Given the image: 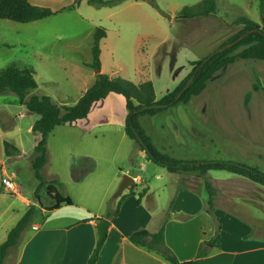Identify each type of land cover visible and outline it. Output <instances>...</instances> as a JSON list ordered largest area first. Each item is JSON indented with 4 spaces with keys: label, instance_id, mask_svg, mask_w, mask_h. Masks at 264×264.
I'll return each mask as SVG.
<instances>
[{
    "label": "rangeland",
    "instance_id": "rangeland-1",
    "mask_svg": "<svg viewBox=\"0 0 264 264\" xmlns=\"http://www.w3.org/2000/svg\"><path fill=\"white\" fill-rule=\"evenodd\" d=\"M56 1L64 11L59 10L48 19L30 24L0 20V70L13 64L31 68L37 88L30 94L47 96L66 107L74 106L96 80V72L86 65L92 61L97 28L106 31L100 42V72L133 84L151 81L159 101L189 74L190 62L207 58L239 32L242 27L234 24L237 19L264 26V0H213L214 17L189 23L179 19L181 11L202 0H155V4L122 0L100 8L88 5L87 0L79 5H75V0ZM19 105L14 94L0 93V129L7 142L18 140L14 136L18 131L24 139L21 150L25 153L20 158L3 159L6 174L0 172V186L4 177L19 192L0 193V245L28 210L24 201L40 207L35 199L37 182L31 167L36 142L32 134H26V128L38 116ZM92 111L91 117L98 124H84L86 130H92L87 135L78 131L83 128L79 124L58 126L49 134V160L42 174L44 181H56L57 189L71 199L76 213H83L78 210L88 207L102 212L106 202L107 208L111 207L110 200L117 189L104 204L99 201L110 176L109 168L117 163L122 168L138 170L142 155L137 143L125 135L127 112L120 95L109 94ZM139 122L162 154L186 161H232L264 173V63L235 61L216 73L189 103L154 116H141ZM99 131L102 135L93 141V133ZM88 154L95 157L94 172L86 166ZM150 165L171 179L164 169ZM210 179H239L245 183L212 186L216 196L212 199L213 208L217 205L231 209L225 213L238 220L243 234H264V210L256 208L249 199L250 188L261 187L224 171L209 172ZM170 186L168 180L167 188ZM226 187L240 196L227 194ZM38 196L43 206L49 202L44 189ZM16 247L8 251L5 264L14 263Z\"/></svg>",
    "mask_w": 264,
    "mask_h": 264
},
{
    "label": "crops",
    "instance_id": "crops-1",
    "mask_svg": "<svg viewBox=\"0 0 264 264\" xmlns=\"http://www.w3.org/2000/svg\"><path fill=\"white\" fill-rule=\"evenodd\" d=\"M29 2L35 6L52 9L57 14L59 10L64 11L56 0H29ZM93 106L86 119L69 126H78V124L83 126V128L80 127L82 130H78L83 135L92 131L91 129L86 130L84 124L89 123L93 126L98 124L97 119L91 117ZM33 124L34 122H31L26 128L27 137L32 134ZM18 134L17 131V134L14 135L18 136V140L8 143L18 149L20 155L8 157L10 159L25 155L21 150L24 139L20 138ZM98 134L102 135V131L93 133V141L97 140ZM95 138L96 140H94ZM4 142L7 141L0 129V165H3L0 167V172L5 175ZM48 146L49 137L46 146L47 164L49 160ZM140 154L142 155L138 170L134 167L122 168L123 166L117 163L109 168L110 176L99 195V201L103 204L109 199L108 195L117 189L121 174L125 173L132 177L134 185L118 198H110V210L114 211L118 206V212L111 221L107 238L95 264H169L159 255L135 246L129 241V236L135 232L144 230L154 234L161 229H163L165 246L179 263L195 259L198 249L202 246L207 252L202 264H264V234H243L238 220L232 218L233 221L225 213V211H232L231 209L218 207L215 204L216 208H214L213 214H210L209 194L202 178L197 174L188 173L171 174V179H169L161 171L153 168L150 165L152 163L145 158L141 151ZM85 157L89 160L86 164L87 168L94 172L97 167L94 155L88 154ZM47 164L43 168L42 174H44ZM164 171L168 173L166 170ZM206 178L213 187L221 184L245 185V183L237 181L239 179H230L233 182H227L226 179L209 180V173ZM48 179L52 180L53 178ZM168 180H170V188H167ZM250 189L252 197L249 199L254 201L256 208L264 210L263 188L253 187ZM16 190L17 192L12 194H18V187ZM224 191L232 196H240L239 193L231 192L228 187ZM60 195L67 197L61 193ZM21 200L24 201V198ZM24 202L28 207L38 208L36 204L29 201ZM107 203H105L106 208L102 212H99V208L95 209L97 211L95 212L88 207L78 210L84 211L83 213H76L77 210H74L72 206L62 207L50 214L45 213V208L50 206V202L45 206L41 204V207L38 208L41 213L35 218L33 225L26 231L21 243H18L16 247L17 256L13 264H86L97 241L96 220L106 214ZM217 224H220V233Z\"/></svg>",
    "mask_w": 264,
    "mask_h": 264
},
{
    "label": "trees",
    "instance_id": "trees-1",
    "mask_svg": "<svg viewBox=\"0 0 264 264\" xmlns=\"http://www.w3.org/2000/svg\"><path fill=\"white\" fill-rule=\"evenodd\" d=\"M122 0H87L88 5L97 8L113 6ZM155 4V0L147 2ZM263 2V0H260ZM82 0H75L79 5ZM75 7V6H73ZM73 7L67 9H73ZM263 12V8L261 5ZM57 13L49 8L32 5L29 0H0V20H8L18 24H30L48 19ZM215 8L213 0H202L195 6L184 8L179 19L189 23L200 18L214 17ZM241 25L239 32L224 42L216 51L205 59L190 62L191 71L176 86V88L164 95L159 101L155 98V91L151 81H143L133 84L120 78H110L100 72V42L106 37L103 28H97L93 36L91 48L92 61L87 64L96 72V80L72 107L59 105L47 96L31 95L30 92L37 88L34 79V71L31 68H21L15 64L0 70V93H11L17 96L19 104L27 112L38 116L31 128L36 145L34 158L31 162L34 179L37 182L35 199L39 200V192L44 189L49 198L50 206L45 208V213L56 212L62 207H72V201L60 195L55 181H44L42 170L47 164V139L49 134L58 126L71 125L87 118L94 104L104 100L109 94L120 95L125 102L127 112L124 132L128 139L137 143L145 158L155 166L166 170L170 174H197L204 180L208 191L209 213L213 214L214 189L208 182L206 175L211 171H224L239 178L248 180L264 189V173L255 167H250L232 161H186L172 158L160 153L153 144L151 138L140 125L139 118L144 115L154 116L167 111L180 104H187L191 98L198 96L212 80L216 73L224 67L238 60H258L264 63V26H260L245 18H239L234 22ZM6 157L19 155L18 149L8 142L3 143ZM4 189L0 186V193ZM108 205V203H107ZM118 212V206L114 211L107 208L106 214L96 220L97 241L86 264H95L100 251L107 238L112 219ZM40 211L35 206H29L26 213L10 229L7 239L0 245V264H4L8 251L15 248L21 234L28 230L39 215ZM218 232H221L220 224H217ZM129 241L135 246L145 248L167 261L169 264H202L207 252L200 246L195 259L179 263L176 257L164 244L163 229L150 234L147 231H138L129 236ZM210 244L213 242H209Z\"/></svg>",
    "mask_w": 264,
    "mask_h": 264
},
{
    "label": "water",
    "instance_id": "water-1",
    "mask_svg": "<svg viewBox=\"0 0 264 264\" xmlns=\"http://www.w3.org/2000/svg\"><path fill=\"white\" fill-rule=\"evenodd\" d=\"M133 185H134L133 178L124 173L121 177V181L118 185L114 197L118 198L124 191H129L133 187Z\"/></svg>",
    "mask_w": 264,
    "mask_h": 264
},
{
    "label": "built area",
    "instance_id": "built-area-1",
    "mask_svg": "<svg viewBox=\"0 0 264 264\" xmlns=\"http://www.w3.org/2000/svg\"><path fill=\"white\" fill-rule=\"evenodd\" d=\"M0 167H3V165H0ZM1 184L4 190L9 191L11 193H16V187L14 186V184L8 180L7 178H1Z\"/></svg>",
    "mask_w": 264,
    "mask_h": 264
}]
</instances>
